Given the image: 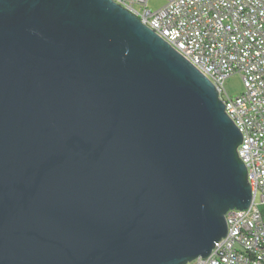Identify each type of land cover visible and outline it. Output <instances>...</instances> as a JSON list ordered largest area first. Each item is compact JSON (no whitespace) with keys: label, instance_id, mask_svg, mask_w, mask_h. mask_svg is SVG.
<instances>
[{"label":"water","instance_id":"95a60500","mask_svg":"<svg viewBox=\"0 0 264 264\" xmlns=\"http://www.w3.org/2000/svg\"><path fill=\"white\" fill-rule=\"evenodd\" d=\"M211 81L113 0H0V264H184L252 198Z\"/></svg>","mask_w":264,"mask_h":264},{"label":"built area","instance_id":"2783aa9c","mask_svg":"<svg viewBox=\"0 0 264 264\" xmlns=\"http://www.w3.org/2000/svg\"><path fill=\"white\" fill-rule=\"evenodd\" d=\"M192 63L214 85L242 135L237 155L246 167L252 198L225 213L226 234L211 252L184 264H264V0H113ZM238 72L243 91L223 83ZM259 195V202H255Z\"/></svg>","mask_w":264,"mask_h":264},{"label":"rangeland","instance_id":"374dc122","mask_svg":"<svg viewBox=\"0 0 264 264\" xmlns=\"http://www.w3.org/2000/svg\"><path fill=\"white\" fill-rule=\"evenodd\" d=\"M164 0H148V7L156 9L164 4ZM123 7V6H122ZM225 91L230 95H236L243 91V82L241 75L236 72L226 78L223 83ZM255 202H259V195H256Z\"/></svg>","mask_w":264,"mask_h":264}]
</instances>
